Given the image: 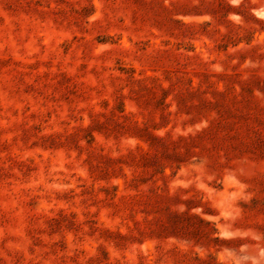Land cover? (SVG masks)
I'll list each match as a JSON object with an SVG mask.
<instances>
[{
	"label": "rangeland",
	"instance_id": "374dc122",
	"mask_svg": "<svg viewBox=\"0 0 264 264\" xmlns=\"http://www.w3.org/2000/svg\"><path fill=\"white\" fill-rule=\"evenodd\" d=\"M0 264H264V0H0Z\"/></svg>",
	"mask_w": 264,
	"mask_h": 264
}]
</instances>
